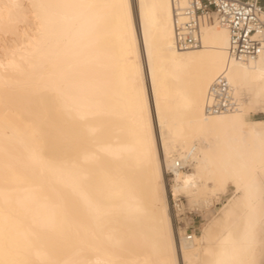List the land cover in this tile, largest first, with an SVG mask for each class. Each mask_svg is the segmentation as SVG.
<instances>
[{
  "label": "bare ground",
  "instance_id": "1",
  "mask_svg": "<svg viewBox=\"0 0 264 264\" xmlns=\"http://www.w3.org/2000/svg\"><path fill=\"white\" fill-rule=\"evenodd\" d=\"M174 34L172 0H0V264L264 263V119L236 95L264 115V52ZM221 75L238 110L209 115ZM165 170L184 214L236 186L191 240Z\"/></svg>",
  "mask_w": 264,
  "mask_h": 264
},
{
  "label": "built area",
  "instance_id": "2",
  "mask_svg": "<svg viewBox=\"0 0 264 264\" xmlns=\"http://www.w3.org/2000/svg\"><path fill=\"white\" fill-rule=\"evenodd\" d=\"M172 8L174 40L179 50H193L201 46V26L209 22L228 28L229 51L234 58L245 61L264 52V0H172ZM237 110L233 87L225 75H221L207 93L205 111L209 115H220ZM170 198L176 219L182 220L191 213L189 210L183 213L185 203L182 196L171 192ZM184 229L188 240H191L195 230L187 224Z\"/></svg>",
  "mask_w": 264,
  "mask_h": 264
},
{
  "label": "rangeland",
  "instance_id": "3",
  "mask_svg": "<svg viewBox=\"0 0 264 264\" xmlns=\"http://www.w3.org/2000/svg\"><path fill=\"white\" fill-rule=\"evenodd\" d=\"M210 25V24H207ZM237 97L241 105L244 107L249 108V110H256L253 112L252 115L248 117V119H258L262 120L264 119V115L261 113L262 109H252L250 106V99H251V91L248 88H239L237 91ZM188 170H192V167H190ZM165 182L166 186L169 190V198H170V191L172 189L173 180H172V174L168 173L165 170ZM216 184L218 185L219 189L221 190V194L218 196H212L214 200V206L210 207L209 209H205L204 207H198V210H190L191 213L186 214V217L182 220L176 219V216L174 215L172 211V218L173 223L176 231V235L178 236V230L183 227L184 225H191L192 230H195L196 235H200L203 230L211 225L212 223H216V219L221 214L222 206L226 205L228 203V199L233 196V193L236 190V186L234 183L228 181L226 179V175L224 173H219L218 177L216 179ZM182 197L184 199V203L188 206L189 198L186 197L185 194H182ZM170 204H171V198H170ZM172 210V207H171ZM225 228L220 225V228H218V232L220 234L226 233L224 230ZM176 236V239L178 240V237ZM264 264V263H263Z\"/></svg>",
  "mask_w": 264,
  "mask_h": 264
}]
</instances>
